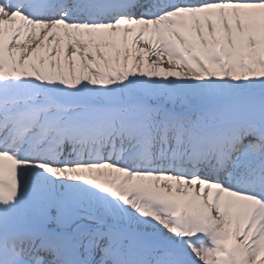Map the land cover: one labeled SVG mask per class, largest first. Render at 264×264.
I'll return each instance as SVG.
<instances>
[{
  "label": "snow or ice",
  "instance_id": "obj_1",
  "mask_svg": "<svg viewBox=\"0 0 264 264\" xmlns=\"http://www.w3.org/2000/svg\"><path fill=\"white\" fill-rule=\"evenodd\" d=\"M0 264H264V0H0Z\"/></svg>",
  "mask_w": 264,
  "mask_h": 264
}]
</instances>
